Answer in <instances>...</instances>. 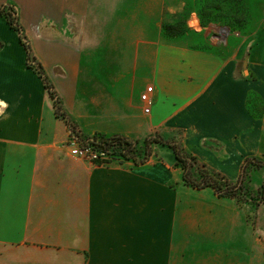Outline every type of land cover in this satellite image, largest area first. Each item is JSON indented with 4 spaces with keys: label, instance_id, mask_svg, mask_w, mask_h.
I'll use <instances>...</instances> for the list:
<instances>
[{
    "label": "crops",
    "instance_id": "obj_1",
    "mask_svg": "<svg viewBox=\"0 0 264 264\" xmlns=\"http://www.w3.org/2000/svg\"><path fill=\"white\" fill-rule=\"evenodd\" d=\"M147 2L0 7H14L32 56L84 137H174L236 181L247 157L264 160V109L254 117L246 105L249 92L264 97V89L242 78L243 46L229 47L238 34L212 48L191 46L189 36L166 39L161 16L179 4ZM191 29L202 41L214 30L198 21ZM0 42V264H264L241 204L184 185L170 148L157 145L139 166L73 156L70 129L4 17Z\"/></svg>",
    "mask_w": 264,
    "mask_h": 264
},
{
    "label": "rangeland",
    "instance_id": "obj_2",
    "mask_svg": "<svg viewBox=\"0 0 264 264\" xmlns=\"http://www.w3.org/2000/svg\"><path fill=\"white\" fill-rule=\"evenodd\" d=\"M147 1L139 0V2H146L145 4L148 3ZM159 3L163 8L179 4L176 12L165 13V11L161 16L162 34L166 39L175 37H170L165 33L163 29L165 23L181 24L180 28L184 26L185 28L177 37L189 36L191 40L189 42L195 48H212L210 43L225 41L231 33L238 34V38L230 42L229 47L232 43L243 46L242 78L258 81L264 89V0H159ZM8 10L11 9L8 8ZM193 18L197 19L201 27L209 26L214 29L210 31L208 41H202V36H196L193 33L191 24L197 25V21L192 20ZM250 65L251 68H249ZM262 68L263 71H261ZM246 105L252 116L260 117L264 109V97L255 91L249 92ZM71 123L74 129H77L74 122L71 121ZM80 136L85 138L81 133ZM139 146L141 148L142 144ZM129 163L132 165L131 162ZM247 180L249 188L256 194L259 184L264 183V168H254L248 174ZM241 204L245 219L257 238L259 258L264 259V210L261 209L264 203L243 201Z\"/></svg>",
    "mask_w": 264,
    "mask_h": 264
},
{
    "label": "trees",
    "instance_id": "obj_3",
    "mask_svg": "<svg viewBox=\"0 0 264 264\" xmlns=\"http://www.w3.org/2000/svg\"><path fill=\"white\" fill-rule=\"evenodd\" d=\"M9 9L13 6L4 5L0 7V17H4L9 26L19 34L21 44L27 51L26 64L33 69L43 80L53 99L54 111L57 117L64 119L70 131H74L71 119L63 109L61 99L48 80L41 64L32 56L29 44L23 34V29L18 23L17 15L12 16ZM181 24H163L165 33L170 37H177L185 28ZM2 44L0 42V48ZM83 146L90 147L93 151L104 152L107 155L105 164L118 163L120 165L131 162L134 166L146 164L155 154L156 146L162 145L173 151L175 165L182 170L181 182L193 189L201 190L211 188L215 195L220 198H233L241 204L243 201H256L257 204L264 203V183L259 184L256 194L248 186V174L254 169L264 168V160L258 157H247L242 166L238 179L235 182L228 180L225 176L200 163L197 158L188 153L182 144L175 138H165L160 134L147 135L142 140H134L125 136L95 134L92 137H81ZM140 144H142L140 148ZM242 205V204H241Z\"/></svg>",
    "mask_w": 264,
    "mask_h": 264
},
{
    "label": "built area",
    "instance_id": "obj_4",
    "mask_svg": "<svg viewBox=\"0 0 264 264\" xmlns=\"http://www.w3.org/2000/svg\"><path fill=\"white\" fill-rule=\"evenodd\" d=\"M9 12L12 14V16H14L16 11L10 10ZM151 92L152 87H147L146 90L140 95V101L143 104L144 114H148L150 112ZM68 145L71 147V154L73 156L82 158L99 166L108 165L105 164V161L108 157L104 152H95L90 147L82 145L80 133L76 129L72 132L70 131Z\"/></svg>",
    "mask_w": 264,
    "mask_h": 264
}]
</instances>
